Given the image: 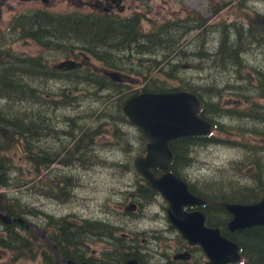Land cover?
Returning a JSON list of instances; mask_svg holds the SVG:
<instances>
[{
  "label": "trees",
  "instance_id": "obj_1",
  "mask_svg": "<svg viewBox=\"0 0 264 264\" xmlns=\"http://www.w3.org/2000/svg\"><path fill=\"white\" fill-rule=\"evenodd\" d=\"M250 1L255 3L264 0ZM241 3L239 5H243ZM237 14H239L238 10ZM87 35L88 37L82 42L83 46L90 49L92 55L101 60L105 67L129 75L133 80H142V92L187 91L196 94L202 100L201 116L205 120L214 123L216 127L211 135L184 137L170 143V148L174 155L171 170L178 177L185 180L188 177V174L186 177L183 173L188 172L193 165L191 154L194 149L220 143L235 147V143L238 142H233L230 139L224 141L214 135L218 131H227L226 127L221 125L226 119L232 117L234 121L239 120L245 114L249 118L254 119V121L264 123V110L258 106V101L264 100V68H252L247 59L248 55L254 53H262L264 55V14L257 10L252 9L250 13L243 14L239 19L231 23L222 19L220 22L212 24L210 19L191 11L183 19L166 21L146 33H144L140 23L127 22L109 23L106 30L103 28H93ZM194 37L195 39H193ZM187 39L191 40L192 43H188ZM194 44L198 47L196 51L190 52L187 46ZM95 47L101 51L96 52ZM189 59L191 63H189ZM15 60L16 57L13 55L0 53V104H3L0 105V135L9 134L11 136L13 141L9 146L14 144L17 149L22 150L26 160L30 163V168L27 171H32L35 177L32 176L29 179L30 174L29 176H25L28 173L26 170L20 168L16 171L19 174V178L12 177L6 182L3 175L0 176V187L19 189L20 194H25L32 190V193L36 196L46 195L54 197L56 200L59 198L58 200L63 203L64 200L71 198L70 189L74 187L72 179L70 180L63 175H58L54 180L50 179V181L52 180L51 182L47 181L48 185L38 180L42 171H46L51 167V162L46 164L41 162V152L36 140L40 137L41 114L35 108H38L36 106L38 103H42L45 93L41 92L39 87H32L28 83H25V79L23 78L28 72L34 75V77L42 73L40 71L37 72L38 68L35 65H30L31 62L28 65H18L15 63ZM31 66V69L28 68ZM182 68H189V71L194 70L200 74H208L209 77L206 76L207 79H204L206 81L205 85H197L193 77L184 79L180 75ZM22 69L25 71L20 72ZM246 69L253 70L252 73L255 76H245L243 71ZM53 73L56 74L57 72ZM233 75H235V79H232ZM95 76V73L82 69L78 70L76 79L88 80L87 82L91 83L97 82V78L103 80V78L98 76L95 78ZM225 76H228V78ZM252 79H255V82ZM168 80L178 81V87H168ZM96 86L83 87L87 90L90 88L98 92L114 90L115 93L119 94L123 85L113 82L111 84H99ZM249 87L251 88L248 89ZM80 88L82 87L76 89L80 90ZM226 90L233 92L238 98V102L241 101L240 97H242L244 100L252 102L253 105L255 104V107L246 112H244L245 110H238L241 109L238 106H236L238 109L223 107L219 103V98L223 96V91L225 92ZM141 91L138 90L134 94H138ZM68 98L71 99L70 97ZM22 105H25L27 109L20 108ZM256 106H258L257 109ZM219 116L228 118H218ZM122 119H126L125 115L118 114L117 120L123 121ZM259 127L255 126V129H252L251 127H247V124L240 123L237 127L239 129L237 132L238 136L245 138L241 134L244 130H255L263 136L264 132L262 133ZM100 134L101 131L96 130L93 133L74 136L77 137V140L71 143V145H74H72L73 148L70 150V153L73 155L75 151H81V145L87 137H89V141L87 142L90 143L91 138L95 140ZM243 144L250 145L248 143ZM255 146L260 145L255 144ZM262 147L264 148V145ZM62 151L64 152V150ZM144 152L145 149L142 150L140 155H143ZM59 155L62 154H55L54 159L57 160ZM61 162L64 163L63 160ZM236 165L234 170L238 174H241L240 171L243 167L240 164ZM251 165L256 166L254 164ZM153 171L157 175L161 174V171L158 169ZM260 178L261 176L255 174L256 181H259L258 189L262 188ZM232 181V179H229V182ZM33 182L35 183L31 185ZM195 185L191 184V187L195 191H198ZM211 186L207 187L208 189H203L204 191L201 190L199 193L205 192L208 195L207 200L214 203L210 207L212 209L211 212L219 211L221 218L227 215V211L223 207H220V204L251 203L257 201V196L259 195L258 198H260L263 193L262 191L260 194H257L256 188L249 187H245L241 191H237V193L231 192L230 189H227V193L213 192ZM23 190H26V192ZM156 194L151 186L145 182L144 185L138 188L136 196L140 201V205H147L154 200ZM3 198L5 206L0 204V211L3 207L4 213L9 216L26 219L24 216L27 214L40 215L37 209H30L24 203L21 196L9 198L7 194H3ZM217 205L218 207H216ZM28 222L31 223L30 221ZM56 224L58 232H60V236H58L59 240H61V245L64 246L65 253L69 257L76 255L75 250L79 249V241L82 239L85 241L86 239L84 238L87 235V239L90 236L104 240L107 238L114 239L111 253L114 257L117 256V260L126 259V257L132 254V251L137 250L133 244H137L138 241L135 240L133 242L132 240L129 242L124 237L118 236L117 233L120 227L109 222L80 220L69 222L66 219H61ZM51 226H53L52 223ZM217 227L221 228L225 236L238 243L241 248V254H243L244 264H264V227L247 229L234 234L227 230L224 221H220ZM32 231L33 229L28 230L18 223L7 225L0 220V250H6L13 254L10 261L4 264H16L24 257L31 258L32 260L36 259L37 253L35 252L33 256L31 249H36L38 246L31 243L37 242L39 236ZM53 238L52 236L50 237V239ZM53 240L58 239L54 238ZM129 243H132V245ZM70 250L75 255L71 256L69 254ZM44 259L46 264H58L56 258L50 254H45Z\"/></svg>",
  "mask_w": 264,
  "mask_h": 264
},
{
  "label": "rangeland",
  "instance_id": "obj_2",
  "mask_svg": "<svg viewBox=\"0 0 264 264\" xmlns=\"http://www.w3.org/2000/svg\"><path fill=\"white\" fill-rule=\"evenodd\" d=\"M240 3L243 5H239ZM141 5L142 7L145 5L150 6L152 11L150 17L153 19L142 23L143 30L146 32L166 21L183 19L191 11L210 19L212 24L218 23L222 19L231 23L239 19L243 14L250 13L252 9L264 14V1L253 3L250 0H151L149 2L143 0ZM237 10L239 14H237ZM186 41L192 43L189 39ZM26 46L25 43L19 41L14 45H9V48L29 53L27 51H30V49L27 50ZM187 47H189L190 52H194L198 46L194 44ZM54 56H47V58L58 59L59 61L64 59L63 54ZM247 59L252 68H264V55L262 53L250 54ZM91 61L94 65H101L93 58ZM189 63H191L190 59ZM184 64L187 65L186 63ZM90 67L93 68L94 66ZM189 70V68H182L180 75L184 79L193 77L197 85H205L206 81L204 79L209 77L208 74H200L193 70L194 73ZM247 70L243 71L245 76H255L252 73L253 70ZM225 77L228 78V76ZM232 79H235V75L232 76ZM252 80L255 82V79ZM234 82L236 83V81ZM129 85V89H123L124 93L122 94H117L114 90L98 92L90 88L87 90L84 87L77 90L76 88L79 87H64L63 85L41 87L43 93H50L53 98L59 99L61 103L64 102L59 110L53 109L50 113L40 111L41 107L38 104L36 105L38 108H35L40 111L39 114L61 123L59 130L54 131L47 137L49 143L54 144L53 153L62 154L59 155V158L63 160L62 149L72 142L71 135L78 136L81 135V132L88 134L96 130H100L101 134L95 140L91 138L90 143L87 142L89 137L83 141L81 147L84 153L74 156L78 160L72 161L67 167L60 166L59 163L52 165L50 169L43 170L41 176L38 177V180L46 185H48L47 181H50V179L54 180L58 175L72 179L74 187L73 189L71 188L73 193L71 198L61 203L54 197L46 195L36 196L32 193V190L25 194H20L19 189L0 187V204L5 206L3 194H7L9 198L23 197L24 203L30 209H37L40 213V215L27 214L24 217L42 228L45 234L49 232L52 237H56L58 229L56 226H51L50 223H56L61 219H66L69 222L78 220L108 222L107 218H109L115 222L116 226L120 227L117 233L118 236L124 237L128 241H132L133 238L137 237L138 243L133 244L137 250L143 253L149 252L152 256L161 257L169 246V237L176 236L175 230L169 233L171 222L168 220V203L166 200L158 194L156 201L150 205H141L139 209L133 212L125 210L131 203H140L136 195L138 188L145 184L144 179L134 167L136 158L141 156L140 153L145 149L144 136L139 127L131 121L123 122L117 120L118 114L124 115L122 109L124 101L130 97L129 92L139 90L143 86L133 82H130ZM167 85L168 87H178L179 83L175 80H168ZM70 96L75 98L74 106L71 107L66 105V98L70 101L71 99L68 98ZM240 99L241 101L238 102V98L233 92L226 90L225 92L223 91V96L219 98V103L227 109L238 106L243 110H249L255 107V104L253 105L249 100H244L242 97ZM43 105L46 109H51L47 104ZM26 106L22 105L20 108L27 109ZM258 106L264 110V100L258 101ZM258 106H256V109ZM82 117L84 119L80 121L78 118ZM218 118L225 119L228 117L219 116ZM126 119L128 118L126 117ZM69 121L70 124L68 126ZM240 123L247 124V127L252 129H255V126H260L259 130L262 133L264 132V123L254 121L252 118L242 117L234 121V118L230 117L223 121L221 125L225 126L227 131L216 132V137L224 141L230 139L233 142L236 141L242 144L235 143V147H233L220 143L194 149L191 154L193 165L188 172L183 173L186 177L188 174L187 178L192 184L204 181L207 187L212 185V191L223 193H227V189L237 193V191H241L245 187L256 188L257 194L264 191V148L262 147L264 145V135L262 136L255 130H251L252 132L244 130L241 134L245 138H242L237 133L239 131L237 127ZM80 126L81 128H78ZM64 133H67L66 136ZM12 141L9 134L0 135L2 174L5 181L7 182L12 177L19 178V174L16 171L20 168L28 173L25 176L30 174L29 179L32 176L35 177L32 171H27L30 168V163L26 160L22 150L17 149L14 144L9 146ZM60 142L61 144H58ZM255 144L260 146H255ZM71 147L72 145H70L69 149ZM122 164H125V166ZM236 164H240L243 167L240 171L241 174L234 170V167L237 166ZM251 164L256 165V167H252ZM255 174L261 176V189H258L259 181H256ZM229 179L234 182H229ZM34 183H31V185ZM23 191L26 192V190ZM258 196L256 202L262 198V195L260 198ZM226 218V216H223L221 220ZM19 230L21 231V229ZM32 232L39 236L37 242L31 243L38 246L36 249H31L33 256L35 252L37 253L36 259L32 260L24 257L16 264H46L45 254L53 256L48 245L42 240V236L38 235V230L34 229ZM155 236L158 238H155ZM86 237L88 238V235ZM86 237L84 239L89 240L86 241L88 243V255L98 252L97 256H99L105 247H107L106 250L109 255L111 254V245L114 246V239L107 238L104 240L94 236H90L87 239ZM43 250H45L44 253H42ZM12 255L11 252L0 250V264L8 263Z\"/></svg>",
  "mask_w": 264,
  "mask_h": 264
},
{
  "label": "flooded vegetation",
  "instance_id": "obj_3",
  "mask_svg": "<svg viewBox=\"0 0 264 264\" xmlns=\"http://www.w3.org/2000/svg\"><path fill=\"white\" fill-rule=\"evenodd\" d=\"M142 1L143 0H0V53L15 56L16 57L15 63H17L18 65H28V63L30 62H31L30 65L32 66L35 65L38 68L37 72L40 71L42 74L37 77H34V75H31L28 72V74H26L23 79H25V83H28L32 87H39L40 90L42 89L41 87H52L57 85H63L64 87H83V86L97 87L96 85L99 84L102 85L107 83L111 84L113 82L116 83L115 81L111 80L109 76L106 75V72L117 71V70H112L110 68L105 67L101 62V60H98L97 58L94 57V55H92L90 49L83 46L84 44L82 42L85 41V39L88 37L87 34L90 31H92L93 28L94 29L103 28L106 30L108 29L109 23L112 24L127 23V22L140 23L143 29L142 23H144L147 20H152L153 18L150 17L152 14L150 6L145 5L144 7H142L141 5ZM144 1L149 2L151 0H144ZM144 33H146L145 30ZM19 41H22L27 45L26 46L27 50L30 49V51L27 52H29L30 54L24 53V51L22 52L20 50L9 48V45H14L16 42ZM95 50L96 52L101 51L97 47H95ZM59 54H63L64 56L63 60L59 61L58 59L47 58V56H54V55L57 56ZM92 58L97 60L101 65L99 66L94 65L91 61ZM66 60H76L79 62L84 61V65L80 69L69 70V71H63L55 68L58 64ZM32 66L28 68L31 69ZM90 66H94V67L91 68ZM22 68H26V67H22ZM82 69L95 73L96 76L103 78V80H99L96 76L95 78H97L98 81L95 83L87 82L88 80L87 81L77 80L76 74L78 70H82ZM22 71L25 70L23 69L20 70V72ZM55 71L57 72L56 74L53 73ZM127 76H128L127 80L124 81L123 83H120L123 86L119 94L124 93V90H127V88L129 89L130 82L143 85L142 80H133L132 77H130L129 75ZM141 89L139 90L141 91ZM137 91L138 90H132L131 92H129L130 97H128V99L124 101L123 113L125 112L124 106L126 102L133 96H136V94L134 93ZM102 92H106V91H102ZM70 98L71 100L70 101L67 100L66 105H69L71 107L74 106L75 98L71 96ZM59 102L60 100L53 98L52 94L46 93L42 103H38V105L41 107L40 111H45L47 113H50V111L52 112L53 109H55L56 111L60 109L63 103L61 102L59 103ZM43 104H47V106L51 107V109L49 110L46 109V107H44ZM238 110H243V109H238ZM246 111L248 110H245L244 112ZM241 117L249 118L245 114H243ZM78 119L81 121L84 119V117ZM122 120L123 122H130L129 118ZM70 121L68 123V126L70 124ZM60 127H61L60 122H57L56 120L52 118H48L41 114V123L39 126L40 137L36 139L38 143L37 146L38 148H40V152H41L40 158L42 159L41 162H44L45 164L51 162L50 163L51 166L57 165L59 163L60 166L63 165L64 167H67L71 164L72 161L78 160V158H74V156L82 155L84 152L82 149L81 151H77V152L75 151L74 154L72 155L70 153V150L73 147L69 149V144H67V146L62 149L64 150L63 152L64 163L61 162L62 158L57 157L58 158L57 160L54 159L55 156V154L53 153L54 144L49 143L47 137L50 136V134H52L54 131H58ZM66 134L67 133H64L65 136ZM83 134H85V132H81V136ZM74 136L75 135H71L72 138L71 143L76 142L77 140V137ZM73 139H75V141H73ZM58 144H61V142ZM145 152H146V142H145ZM122 165L125 166V164ZM252 167H256V166H252ZM0 169H1L0 176H2L3 174H2V165H1V155H0ZM185 181L189 184L191 192H193L196 196L206 201L204 206L200 208L187 207L185 210L187 212H194L197 210L202 211L206 216V224L209 227L216 228L217 224L220 221H224V224L227 228L228 223L232 218L231 215L227 213L226 215L227 218L225 220H221V216H220L221 213L219 211L214 210L216 213L211 212L212 209H210V207L214 203H211L207 200L208 195H206L205 192H202L201 194L199 193L203 189H208L206 184H204V181L196 182L195 186H197L198 191L192 189L191 187L192 183L187 178ZM72 189H70V197H72L73 194ZM66 193L69 194L68 192ZM157 197L158 194H156L154 200L150 204L154 203ZM58 199L57 201H59ZM131 204H135L136 206L135 209L128 210V208L130 207L127 206L125 208L126 211L133 212L139 209V206H141L138 202H134ZM216 207H218V205ZM220 207H222L221 204ZM107 220L109 223L116 226L114 221H112L109 218H107ZM168 220L169 222H171L169 217ZM52 224L53 226L57 227L56 223H52ZM38 228H39L38 235L41 236L40 233H45L43 232L42 228L40 227ZM172 230L176 231V236L169 237L170 239L169 246L161 257L152 256L150 255L149 252L143 253L140 252L139 250H136V251H132V254L129 257H126V259L117 260L118 258H115L112 253L109 255L108 251L106 250L107 247L103 249L102 253L99 256H97L98 252L92 253V255H88V243L86 241L89 240L79 241L78 243L79 249L75 250L76 255L72 250H70L69 254L71 256H73L74 254L75 256L69 257L65 253L64 246L61 245L62 244L61 240H59L58 236H60V232L56 234V237L53 236L55 239L58 240H53L54 238L50 240V236H51L50 233L49 232L46 233L47 237H49V241L56 246V250L53 249L50 243H48L44 239L43 240L50 248V251L52 252L53 256L56 258L58 264H67L68 261H73V262L75 261L78 264H127L129 261L132 260L137 261L138 264H206L207 263L208 258L201 246L190 244L187 240L183 238V236L176 230V228L171 223L169 233ZM155 238L158 237L155 236ZM132 240L133 242L135 240L138 241L137 237L133 238ZM132 243H130V245H132ZM67 251L69 250L67 249ZM44 252L45 250L42 251V253Z\"/></svg>",
  "mask_w": 264,
  "mask_h": 264
},
{
  "label": "water",
  "instance_id": "obj_4",
  "mask_svg": "<svg viewBox=\"0 0 264 264\" xmlns=\"http://www.w3.org/2000/svg\"><path fill=\"white\" fill-rule=\"evenodd\" d=\"M83 65L84 61L66 60L55 68L69 71L80 69ZM106 75L115 82L127 79L117 71L106 72ZM201 109L200 98L187 91L143 92L130 98L124 106L125 114L140 128L146 140V154L135 160V167L152 189L168 202V217L183 238L190 244L202 247L209 259L206 264H238L242 259L240 246L224 236L219 228L207 226L202 211L185 210L187 207L200 208L206 201L191 192L189 184L170 170L174 158L170 142L212 133L214 124L201 116ZM153 169H159L163 174L158 177ZM221 206L232 215L227 226L230 232L264 226V193L261 200L255 203H223ZM129 207L128 210H132L136 206ZM0 220L7 225L18 223L27 229L34 228L23 217L15 218L5 214L3 207ZM40 234L56 250L46 234ZM67 264L78 263L68 261ZM127 264L138 263L132 260Z\"/></svg>",
  "mask_w": 264,
  "mask_h": 264
},
{
  "label": "bare ground",
  "instance_id": "obj_5",
  "mask_svg": "<svg viewBox=\"0 0 264 264\" xmlns=\"http://www.w3.org/2000/svg\"><path fill=\"white\" fill-rule=\"evenodd\" d=\"M30 100V99H29ZM197 137H200V136H197ZM97 167V166H96ZM171 170V169H170ZM171 172L172 173H174L172 170H171ZM175 174V173H174ZM3 196V195H2ZM74 197V196H73ZM76 197V196H75ZM71 202V201H70ZM1 212V211H0ZM34 225V228H32V229H35V224H33ZM27 229V228H26ZM54 229V228H53ZM28 230H30V229H28ZM235 242V241H234ZM238 244V243H237ZM241 249V248H240ZM240 253H241V250H240ZM75 262V261H74Z\"/></svg>",
  "mask_w": 264,
  "mask_h": 264
}]
</instances>
